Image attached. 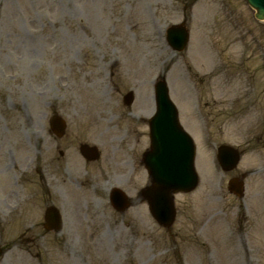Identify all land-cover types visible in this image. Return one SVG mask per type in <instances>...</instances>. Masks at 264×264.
Segmentation results:
<instances>
[{"label": "rangeland", "instance_id": "1", "mask_svg": "<svg viewBox=\"0 0 264 264\" xmlns=\"http://www.w3.org/2000/svg\"><path fill=\"white\" fill-rule=\"evenodd\" d=\"M183 22L190 41L175 52L166 30ZM163 77L200 175L175 196L172 228L140 198L142 174L123 186L133 204L121 215L103 177L43 172L53 114L68 123L60 149L89 143L120 162L121 135L153 116ZM222 144L244 152L231 173L216 160ZM123 172L115 164L110 182ZM236 176L243 199L228 190ZM50 203L60 233L44 229ZM0 264H264V21L246 0H0Z\"/></svg>", "mask_w": 264, "mask_h": 264}, {"label": "water", "instance_id": "2", "mask_svg": "<svg viewBox=\"0 0 264 264\" xmlns=\"http://www.w3.org/2000/svg\"><path fill=\"white\" fill-rule=\"evenodd\" d=\"M256 10V17L264 20V0H247ZM168 40L171 46L179 51L183 50L188 42V32L181 26H174L168 31ZM158 113L152 120L153 152L150 158V173L153 177V188L147 192L151 210L155 218L164 226H170L175 219L172 192L190 191L198 184L195 172V147L191 138L179 125L176 109L169 98L168 88L164 81L158 83L157 89ZM132 93L127 101L131 102ZM65 123L58 126L61 134ZM220 158L226 170L236 167L239 154L231 147L220 148ZM237 193H240L236 189ZM117 205L126 206L124 195L114 192ZM50 212V211H49ZM52 225L60 227V219L54 218Z\"/></svg>", "mask_w": 264, "mask_h": 264}, {"label": "flooded vegetation", "instance_id": "3", "mask_svg": "<svg viewBox=\"0 0 264 264\" xmlns=\"http://www.w3.org/2000/svg\"><path fill=\"white\" fill-rule=\"evenodd\" d=\"M133 131L135 134L133 140H131V136H129V139H128V134L126 135V137H127V143H126L127 151H126V153L123 157V160H122V165H123L124 169H126L125 173H129L132 170H133V173L136 172L137 166L140 163V161L137 160L138 157H137L136 152H138V153L140 152L142 137L145 135V133L142 130H140V127H139V130L136 127L133 129ZM112 163H113V161L107 162V164L109 166ZM103 172H105V171H103ZM122 176H124L123 173H122ZM120 180H122V178H120Z\"/></svg>", "mask_w": 264, "mask_h": 264}]
</instances>
